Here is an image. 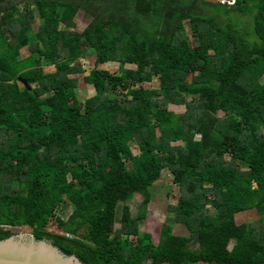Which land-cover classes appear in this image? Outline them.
Returning <instances> with one entry per match:
<instances>
[{"label":"trees","instance_id":"obj_1","mask_svg":"<svg viewBox=\"0 0 264 264\" xmlns=\"http://www.w3.org/2000/svg\"><path fill=\"white\" fill-rule=\"evenodd\" d=\"M165 168L189 235L165 222L154 243L127 202L148 204ZM250 209L264 215V0H0V238L28 226L84 264H264V228L235 220Z\"/></svg>","mask_w":264,"mask_h":264},{"label":"rangeland","instance_id":"obj_2","mask_svg":"<svg viewBox=\"0 0 264 264\" xmlns=\"http://www.w3.org/2000/svg\"><path fill=\"white\" fill-rule=\"evenodd\" d=\"M92 16L85 11H80L76 17L77 28L83 30L91 22ZM41 20L36 22V26ZM30 50L25 48L23 50V55L28 56ZM95 56L91 55L82 59L83 64L86 68V75L91 73V70L95 67ZM100 67L108 68L112 71H119L120 62L112 61L105 64H100ZM127 67H138L137 64H127ZM56 67L54 65H49L46 67V71H54ZM154 87L160 86V79L156 77L153 84ZM96 89L91 83H83L78 89L79 97L84 100L88 97L95 95ZM170 109L176 112L178 115H183L186 113V106L170 105ZM223 116V113H219V117ZM179 144V143H177ZM133 150L136 155L141 152L140 146L137 143L133 144ZM181 195V190L179 185L174 183L173 174L170 169L165 168L162 172L161 179L153 186L151 189V200L148 204H144L143 197L139 194L134 195L127 202L129 205L133 216H138L144 219V223L141 226V232L148 234L154 243H158L160 238V233L162 225L165 222H170L174 224L173 218L174 213L171 210V206H174ZM72 206L69 203H64L63 206L59 208L58 214L59 218L66 220L70 213L72 212ZM122 204L118 208V218H120ZM214 212V208H212ZM235 220L237 223H251L256 227L264 228V215H260L255 209L245 210L237 213L235 215ZM120 227V224H116V228ZM13 230L15 234L28 233L31 234L32 229L28 226L24 227H9ZM49 229L52 232L58 234H63L60 230L58 223L52 222L49 225ZM174 233L177 235H189L187 229L180 225L174 224Z\"/></svg>","mask_w":264,"mask_h":264},{"label":"water","instance_id":"obj_3","mask_svg":"<svg viewBox=\"0 0 264 264\" xmlns=\"http://www.w3.org/2000/svg\"><path fill=\"white\" fill-rule=\"evenodd\" d=\"M29 86L27 81L23 82ZM0 264H84L77 256L64 254L49 239L28 233L0 238Z\"/></svg>","mask_w":264,"mask_h":264},{"label":"built area","instance_id":"obj_4","mask_svg":"<svg viewBox=\"0 0 264 264\" xmlns=\"http://www.w3.org/2000/svg\"><path fill=\"white\" fill-rule=\"evenodd\" d=\"M232 3V2H231Z\"/></svg>","mask_w":264,"mask_h":264}]
</instances>
